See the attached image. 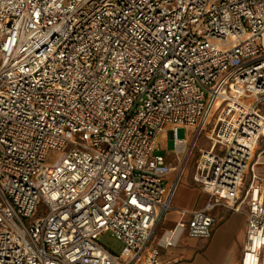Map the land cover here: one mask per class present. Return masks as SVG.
I'll return each mask as SVG.
<instances>
[{"label":"built area","instance_id":"1","mask_svg":"<svg viewBox=\"0 0 264 264\" xmlns=\"http://www.w3.org/2000/svg\"><path fill=\"white\" fill-rule=\"evenodd\" d=\"M263 36L264 0H0V264H162L242 202L239 264H264ZM164 132L207 199L156 232Z\"/></svg>","mask_w":264,"mask_h":264},{"label":"crops","instance_id":"2","mask_svg":"<svg viewBox=\"0 0 264 264\" xmlns=\"http://www.w3.org/2000/svg\"><path fill=\"white\" fill-rule=\"evenodd\" d=\"M166 134L170 137L168 132H166ZM263 139L264 137H261L258 143ZM263 152L264 146L258 149L256 160L253 165L259 178H262L264 181V161L259 160L260 155ZM193 153H195L194 156L196 157V150L194 149L183 165L188 162L190 155L192 157ZM164 155L166 161L172 164L169 156L167 157L165 153ZM171 155L175 158L172 152ZM183 169L184 167L173 176L171 174L172 171L165 176L166 184L169 187L174 186L169 198V205L171 208L162 215L159 225L163 223L164 226L160 228L157 227L156 232L161 228L172 226L173 223L179 219L187 220L189 216L188 213H182L181 210L191 211L200 208L204 205L207 199V194L200 188L187 187L186 184L188 178ZM248 179L249 175H246L242 182V190L245 189ZM180 188L188 190L191 193L193 199L191 206H172V200L175 195V198L181 197V194L177 195L178 189L180 190ZM171 212L175 214V217L170 221L165 220L166 216ZM245 212V202L240 204L239 210L237 211L220 206L213 208L211 210L213 217L212 224L216 223V225L213 226V228L211 226L212 230L210 236L206 238H198L182 234L178 243L174 247L161 250L160 260L162 264H239L241 248L246 231Z\"/></svg>","mask_w":264,"mask_h":264},{"label":"rangeland","instance_id":"3","mask_svg":"<svg viewBox=\"0 0 264 264\" xmlns=\"http://www.w3.org/2000/svg\"><path fill=\"white\" fill-rule=\"evenodd\" d=\"M212 119H210V121L208 122L205 131L202 132L196 142L197 147H203L206 148L208 141L206 140V138L204 137V134L208 131V128L210 126V122ZM188 132L186 130H184L183 127H178L176 130V135L177 137H186L187 141L190 142V140L192 139L193 136V128L189 127L188 128ZM158 146L160 148V150H164V151H160L163 152L167 155V157L169 156L170 161L172 162V165L175 166V169L172 170L171 174L172 176L176 174V172L178 173V171L180 169H183V171L185 170L184 173H186V176L188 178L187 180V187L189 188H200L192 179V172H193V165H194V154H192V157L190 155V158L188 160V162L183 165L182 163V158L180 157L179 160L177 158L172 157L171 152H172V139L166 134V132H164L163 134H161L159 140H158ZM264 146V139L259 142L256 147H255V151H254V155H253V159L252 161L256 160V154L259 148H262ZM59 154V152L57 151H50L48 154V159H54L57 157V155ZM171 156V157H170ZM259 160L264 161V152L260 155ZM181 194V197H175L172 200V206L174 207H181V206H191L192 205V195L188 190H183L182 188H180V190L178 189L177 195ZM175 217V214L173 212L169 213L165 220L170 221L171 219H173ZM216 223L212 224V228L213 226H215ZM164 224H160L158 227H163ZM211 228V230H212ZM98 242L104 246L105 248L109 249L110 251L114 252V253H119V251L122 249V242L120 240H118L117 238H115L110 231H104L101 234H99L98 238H97Z\"/></svg>","mask_w":264,"mask_h":264},{"label":"bare ground","instance_id":"4","mask_svg":"<svg viewBox=\"0 0 264 264\" xmlns=\"http://www.w3.org/2000/svg\"><path fill=\"white\" fill-rule=\"evenodd\" d=\"M263 43H264V36H263ZM261 130H262L263 133H264V124H262Z\"/></svg>","mask_w":264,"mask_h":264}]
</instances>
